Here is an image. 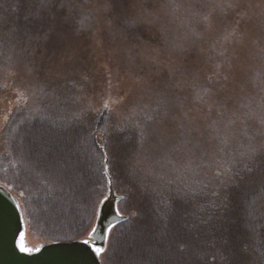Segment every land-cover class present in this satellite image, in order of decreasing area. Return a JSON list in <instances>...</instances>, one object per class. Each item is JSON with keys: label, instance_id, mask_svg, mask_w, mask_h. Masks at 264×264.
I'll return each instance as SVG.
<instances>
[{"label": "rangeland", "instance_id": "374dc122", "mask_svg": "<svg viewBox=\"0 0 264 264\" xmlns=\"http://www.w3.org/2000/svg\"><path fill=\"white\" fill-rule=\"evenodd\" d=\"M242 33L252 39L237 40ZM259 42H264V0H0V184L3 175L27 185V193L4 185L21 209L19 248L32 253L64 241L56 239L68 236L73 226L57 222L55 205L82 224L73 240H92L109 188L87 190L81 180L80 186L61 181L59 173L89 170L84 158L93 155L89 143L72 151V163L63 158L69 146L59 147L64 128L89 121L88 103L98 106L99 125L116 140L109 146L103 133L97 136L105 163L111 157L120 166L116 147L133 148L126 157L121 154L123 163L136 166V178L153 181L164 196L161 204L173 205L180 232L189 220L201 225L209 219L195 214L221 207L224 195L229 198L238 186L236 174H250L243 158L253 164L252 153L264 154V43L254 46ZM47 111L52 119L45 120ZM15 118L23 136H14ZM33 120L42 121V135L56 141L53 150L30 149L33 140L22 128H32ZM124 135H130L126 142ZM16 139L20 145L11 143ZM13 148L20 149L18 166ZM141 154L146 163L133 166ZM90 163L93 167L92 158ZM22 167L30 172L22 173ZM104 172L110 176L105 166ZM87 174L92 176L90 170ZM118 211L130 216L119 203ZM164 232L165 244L172 243L174 231ZM186 240L189 253L195 243Z\"/></svg>", "mask_w": 264, "mask_h": 264}, {"label": "trees", "instance_id": "16d2710c", "mask_svg": "<svg viewBox=\"0 0 264 264\" xmlns=\"http://www.w3.org/2000/svg\"><path fill=\"white\" fill-rule=\"evenodd\" d=\"M220 14L223 15L222 12H220ZM242 35L244 38L238 39L237 37V40L249 41L252 39L249 35L245 36L244 33H242ZM259 43L260 45L254 44V46L256 48H259L261 45H263L264 42ZM239 49L247 51L246 44H240ZM97 107V105L88 103L85 106L84 115L89 116L91 120L89 119L88 121L86 119L84 120L85 125L72 126L74 128H72L71 125H68V127L64 128V138L60 140L59 144L60 150H64L61 149L62 146L63 148H65L64 146H69L70 150L67 151V153H64L63 158L66 159V162L68 160L69 163H72L71 157L75 155V153H73L72 151H75L76 149L81 147L80 145L86 146L89 143L92 151L91 153H93V155H91L90 157V155L86 153V157H82L87 159L85 160L86 169L89 168L92 176H89V174H87L89 170L86 173L82 169H80V172L75 169L70 172H64L63 174H61L60 171L59 173L60 176H62L61 181H77L79 185V180H81L82 184H88V186H86L88 188L87 190H91L93 188L97 189L98 187H100L99 190L103 191V193H105L106 189L108 188L109 179H111L110 177H112V183L115 190H118V193L120 194L119 190L121 189V192L125 196V198L123 197L124 199L120 198V211L129 213L130 216L128 220L116 224L112 227L111 234L108 239V246L104 250L101 258L103 264H236V259H239V264H264V154L259 157H255L252 153V160L257 159L256 161H253V164L248 161L247 157H244L247 159L246 160L243 158L246 168L250 170V174L244 172L242 174H238L239 176L236 174V183H238V186L235 185L230 189L229 198L226 197V194L224 195L225 199L221 201V207H216V210L214 211L208 210L204 211V213H196L195 216H201V218L202 216H209V219L203 220V223H201V225L197 224L199 222L195 224L193 219L189 220L187 222L188 224L186 225L188 229L186 228L187 230H185V232H180V228H178V224H176L178 221L173 220V217L178 213L173 210V205L168 206L166 203H164L165 200L163 204H161L162 199L160 198L164 196L159 194L157 189L154 188L153 181H151L150 179L140 180L136 178L135 165L146 163L145 161H143L142 154L141 159H138L140 161L136 162L133 165L135 166V171L133 170V168H130L123 163L124 158L126 157V155H128V153L126 152L133 151V148L130 149V147H127L125 149L122 148V150L117 149V147L116 149L114 148L118 153V155L114 154V156H119L120 160L122 161H119L120 166L116 167L113 163H111V157H108V162L105 163L104 153L102 149L99 151L98 148L99 140L97 136L99 135V133H103L107 140V144L110 143L115 145L116 140L112 134L106 133V131L103 130L99 125L100 117H98V114L95 115V113H97ZM53 112L60 113V111L57 110H53ZM44 115L45 120L52 119L53 117V113L48 111L44 112ZM38 119H40V116ZM17 120L18 119L16 118L12 119L10 125H13L14 127L12 129V131L14 130L15 132L14 136H18L17 134L21 132V128H19V126L17 125ZM105 121L108 122L109 120H104V122ZM39 123H42V121L39 120L35 122V120H33L31 121L32 128L30 127V125H26L22 129H25L27 135H31L29 137L31 138V141H34H32V144H30V149H34L33 151L35 152L44 150L46 153L47 149L53 150V147H56V141L54 139L49 140L48 136H46L45 138V135H42L44 132H46L43 129L45 126L39 127ZM30 129L32 130V132H29ZM12 131H10V133H12ZM23 135L24 134L22 133V136ZM39 135H41L40 140L37 138ZM129 136L130 135H124L123 142L128 141L127 138H129ZM11 143L19 145L21 144L17 139ZM110 144L108 145L110 146ZM125 145L126 143H124V146ZM73 148L74 150H71ZM105 149L107 150V148ZM13 150L14 151L12 158L13 160L18 161L15 162L16 166H18L21 163L19 159L20 152H18L20 149L13 148ZM123 151L125 153H123ZM261 151L264 153V147L261 148ZM121 154H124L125 157ZM61 155L62 153H57V157H60V162H62L61 160H63L61 158ZM134 156H137V158H139L140 153L132 155V157ZM20 158L22 159V157ZM91 158L95 162L93 167L90 163ZM62 163L65 162L63 161ZM11 165L12 164L8 165V167L11 168ZM104 166L106 169L108 168L110 176L104 172ZM20 169L21 172L25 174L26 171L28 173L30 172V169L27 168L22 167ZM119 171L120 179L117 180L118 178L115 177V174ZM78 173L80 174L79 179ZM87 179H90L93 182L92 185L89 183L91 181L88 182ZM85 180L87 182H85ZM94 182H96V185H94ZM5 184L14 188H23L25 193H27V185H24L25 187L20 186L18 182H11L7 178H3L2 175V185ZM240 199L241 201H239ZM155 200L157 204L161 205H155ZM53 207L56 214H60V216L58 217L53 216L58 220L57 222L59 224L61 220H65L70 221L71 226H73L70 232H66L68 233V236H59L56 240L76 239L78 237V234H80V232L78 233L79 226H81L82 224L79 223L78 226V222H75V218L69 220V218L66 217V214L63 211L64 209L59 208V205H55ZM209 207L214 209L212 204H210ZM59 209H61L63 212ZM152 209L155 210L154 213L152 212ZM217 209L221 211H217ZM207 212L209 213L207 214ZM143 219L146 220L151 227L147 224V222H143ZM222 221H224V223H222ZM227 222H230L232 224L230 225V223ZM233 222L234 226H232ZM222 224H224L225 226H223ZM76 225L78 226V228ZM215 226H220V228L223 227L225 230H220L219 233H217L212 229V227ZM170 229L171 231H174V234L172 235L170 240L172 241V243L165 244V236H162L160 232H164L165 230ZM189 229L190 231H188ZM183 236L185 237V239L183 238ZM153 237L156 238V240ZM186 239H190V241L192 240L191 244L195 243L191 245L193 246L191 248L193 251L189 253L187 252L188 240ZM179 247L183 248L182 251H184V254H182L180 250H178ZM234 247H239V251ZM237 251L239 253L235 256H232V254H230H234V252ZM194 254L197 258L193 257ZM184 256L187 259H185Z\"/></svg>", "mask_w": 264, "mask_h": 264}, {"label": "water", "instance_id": "95a60500", "mask_svg": "<svg viewBox=\"0 0 264 264\" xmlns=\"http://www.w3.org/2000/svg\"><path fill=\"white\" fill-rule=\"evenodd\" d=\"M108 196L101 202L92 240L57 241L28 253L18 246L24 229L18 200L0 184V264H103L96 249H104L110 230L129 216L118 211L120 197L112 182Z\"/></svg>", "mask_w": 264, "mask_h": 264}, {"label": "snow or ice", "instance_id": "6c2138e0", "mask_svg": "<svg viewBox=\"0 0 264 264\" xmlns=\"http://www.w3.org/2000/svg\"><path fill=\"white\" fill-rule=\"evenodd\" d=\"M107 104H105V107L107 108ZM21 250L22 251H30V249H27V248H24V247H21ZM96 251L99 253V252H102L103 251V249H96Z\"/></svg>", "mask_w": 264, "mask_h": 264}]
</instances>
